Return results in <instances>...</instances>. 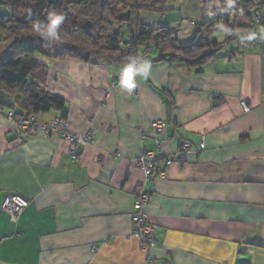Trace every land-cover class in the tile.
I'll return each mask as SVG.
<instances>
[{
  "label": "crops",
  "instance_id": "crops-1",
  "mask_svg": "<svg viewBox=\"0 0 264 264\" xmlns=\"http://www.w3.org/2000/svg\"><path fill=\"white\" fill-rule=\"evenodd\" d=\"M220 6L167 0L162 12L134 18L175 28L187 44L196 23ZM217 32L223 38L224 28ZM243 33L201 71L155 61L159 52L151 49L137 61L150 64V75H138L131 92L119 87L125 63L26 57L46 66L44 90L65 100L64 117L50 110L35 118H63L67 131L91 134L93 142L77 144L72 158L57 134L19 132L6 117L14 95L0 91V264H144L131 236L141 189L150 195L145 213L156 228L155 264H264V36ZM154 121L163 123L156 133ZM183 141L191 148L185 160L166 165L163 158ZM145 152L156 156L149 178L136 162ZM12 193L28 200L19 215L6 205Z\"/></svg>",
  "mask_w": 264,
  "mask_h": 264
},
{
  "label": "trees",
  "instance_id": "trees-1",
  "mask_svg": "<svg viewBox=\"0 0 264 264\" xmlns=\"http://www.w3.org/2000/svg\"><path fill=\"white\" fill-rule=\"evenodd\" d=\"M166 2L0 0V91L14 95L15 104L9 108L33 117L50 110L59 111L61 117L66 114L65 100L43 88L46 66L26 60L33 54L81 61L104 56L122 64L129 58L141 61L151 49H156L159 56L155 61L182 63L201 71L203 64L213 60L225 44L241 41L239 34L264 28V21L255 22L253 18L259 6H264V0H243L231 3V7L228 0H221L212 18L196 23L193 39L187 44L180 43L175 28L151 27L134 18L140 11L162 12ZM51 11L66 16L60 45L50 44L32 31V24L45 23ZM219 27L224 28L221 40L214 36Z\"/></svg>",
  "mask_w": 264,
  "mask_h": 264
},
{
  "label": "built area",
  "instance_id": "built-area-1",
  "mask_svg": "<svg viewBox=\"0 0 264 264\" xmlns=\"http://www.w3.org/2000/svg\"><path fill=\"white\" fill-rule=\"evenodd\" d=\"M255 22L260 20L259 12L253 13ZM243 112L249 111V106L245 101L239 102ZM6 117L14 124V127L19 131H30L34 129L42 130L46 135L57 134L66 140L70 145L69 156L76 158V145L85 144L87 142H93V136L91 134H85L80 137L72 132L67 131L65 127V121L63 118H57L50 122H39L33 116L20 115L16 113V108H10L6 111ZM163 127L161 121H154L151 123V129L156 133ZM155 143H159V136H156ZM190 144L187 141H183L180 144L179 150L173 152L169 156L164 157V163L166 165L172 162H183L185 156L190 152ZM156 156L152 152H145L136 157V162L139 168L142 170L145 178H149L154 170ZM160 176H164L165 172L162 170L158 173ZM150 200V195L144 189L137 192V196L132 205V226L133 230L131 236L138 239L141 243L142 251L145 254L144 264H155L154 259L151 257L150 250L154 247L156 239V228L153 224L149 223L146 219L145 206ZM6 205L13 211L15 215H19L27 206L28 200L23 196L12 193L9 194Z\"/></svg>",
  "mask_w": 264,
  "mask_h": 264
},
{
  "label": "clouds",
  "instance_id": "clouds-1",
  "mask_svg": "<svg viewBox=\"0 0 264 264\" xmlns=\"http://www.w3.org/2000/svg\"><path fill=\"white\" fill-rule=\"evenodd\" d=\"M229 7H231V2ZM65 20L66 16L63 13L51 11L48 13L45 23L34 22L32 24V31L44 41L60 45L62 42L61 26L65 23ZM138 75L147 78L150 75V64L144 63L138 66L135 58H129L120 68L119 87L122 90L131 92L136 87V77Z\"/></svg>",
  "mask_w": 264,
  "mask_h": 264
},
{
  "label": "rangeland",
  "instance_id": "rangeland-1",
  "mask_svg": "<svg viewBox=\"0 0 264 264\" xmlns=\"http://www.w3.org/2000/svg\"><path fill=\"white\" fill-rule=\"evenodd\" d=\"M258 11H259L260 17L264 20V6H259ZM262 29H264V28H262ZM218 30H219V31L223 30V27L220 28V29H218ZM263 32H264L263 30H258V29H256V33L258 34V36H259V35L264 36V33H263ZM245 34H246V33H241V34H239V35H240L241 38H244V37H245ZM125 36H126V34H125ZM216 37H217L218 39H222V38H221V37H222L221 32H220V34H219V32H217V33H216ZM234 44H235V43H234ZM3 50H4V49H3Z\"/></svg>",
  "mask_w": 264,
  "mask_h": 264
}]
</instances>
